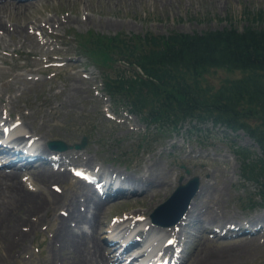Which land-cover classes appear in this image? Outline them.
Here are the masks:
<instances>
[{"label": "rangeland", "instance_id": "374dc122", "mask_svg": "<svg viewBox=\"0 0 264 264\" xmlns=\"http://www.w3.org/2000/svg\"><path fill=\"white\" fill-rule=\"evenodd\" d=\"M84 2L88 5L87 8ZM258 12L262 13V22H251L247 18L248 13L255 15ZM84 14L93 17V22L83 25L75 20L83 19ZM64 17L71 19V22L64 26H58L57 23L53 25L50 20ZM16 18L10 17L5 20L10 24L15 20L29 23L31 32L29 33L35 38L32 40L33 43L30 42L31 38H22L24 42L20 44L12 43L11 40L14 38L12 35L0 37V129L3 122L10 124L15 120H21L25 124L22 131L25 129L30 131L31 135L40 137L41 141L35 138L37 144L46 145V150L49 140L60 139L72 144L79 142L81 137L86 135L87 144L84 149L65 151L72 156L71 159L63 154L65 166L69 167L80 165L92 169L81 160L90 158L93 162L92 167L95 166L93 171L100 167L110 169L112 165L119 174L127 172L125 174L127 176L142 162L149 164L150 155L153 154L158 157L156 158L160 163L158 169L171 171L167 176L170 184L166 191L161 189L160 193L152 197L145 196L136 202L131 201V197L117 196L109 199L104 205L107 208L103 210L109 226L117 224V220L120 219H125L124 224L139 220L138 225L141 224L140 227L143 228L153 224L150 218L153 209L165 201L179 184L186 183L194 176L198 177L200 184L201 181L209 180L210 184L217 187L216 190H212L213 196L209 199V205L214 209L218 208L217 212H227L235 217H249L264 211V203L257 196L259 186L253 181L241 180V160L234 152V147H240L261 155L259 148L248 135L243 131L233 132L226 127L216 126L212 122L199 125L196 122L185 121L177 132L168 131L163 138L156 137L157 129H149L139 116L125 110L123 105L113 111L108 95L104 92L101 71L90 65L76 43L77 38L88 33L103 35L123 33L127 36L147 32L193 33L230 26L241 30L249 24L264 28V0H141L124 4L104 0L76 2L47 0L36 4L25 15ZM99 19L111 20L113 24L108 27L101 26L98 23ZM74 35H77V38ZM118 65L119 69L131 71L124 62H119ZM66 75L76 76V80L81 79L83 88L78 93L69 90V79ZM241 76L242 73L239 72L209 69L204 85L215 90L225 79ZM8 81L11 85L5 84ZM69 92L72 95H68ZM199 126L201 134L197 131ZM2 161L5 159L0 157V164ZM125 163L132 164V169L124 167ZM56 164L51 166L54 168ZM71 174L69 172L68 177L63 178L58 184L45 185L33 182L28 174H24L22 183L26 185L24 187L26 189L36 190L37 194L43 193L41 197H44L47 191L56 192L53 188L55 185L62 190L59 193L68 194L79 181ZM10 186L13 187L11 183ZM16 191L18 190L6 187L0 191V257L14 255L8 260H0V264H68L60 255V247L54 244L52 239L59 222L57 216L65 210L58 208L60 203L51 205V210L48 209L49 212L45 215L42 213L44 210H41L42 212H37V215L29 220L30 223L22 221L25 218L28 220L27 215L36 210H25L21 203L14 200L15 198L9 197L10 195L16 197L18 193ZM194 199L198 202L207 197H202L200 193ZM47 201L49 203L52 201L50 196L43 200L41 209L48 204ZM21 213L24 217L16 223H20V231L27 236L10 249L11 253L4 252L3 240H11L13 227L10 231L6 220H1V216L11 219ZM137 214L144 216L145 219L142 221L140 217L136 218ZM133 215V219L128 218ZM113 219L117 220L112 224ZM179 222L181 221L176 223V228L178 225L180 228L172 230L181 231V236L187 238L185 256L196 246L199 248L206 245V241H209V246L216 249H220L222 244L233 242L221 238L217 242L218 237H215V240H208L213 239L207 236L212 233L203 234L201 226L216 230L214 223L204 224L200 218L189 225H184L186 222L180 225ZM81 227L87 228L86 225ZM172 227L174 226L164 228ZM181 228L183 230H180ZM138 252L139 250H134L133 254ZM184 263L189 264V261L186 262L185 259ZM232 264H264V245L258 254H252L245 261L238 258Z\"/></svg>", "mask_w": 264, "mask_h": 264}, {"label": "bare ground", "instance_id": "6f19581e", "mask_svg": "<svg viewBox=\"0 0 264 264\" xmlns=\"http://www.w3.org/2000/svg\"><path fill=\"white\" fill-rule=\"evenodd\" d=\"M45 1L47 0H0V37L12 35L14 37L11 40L12 43L20 44L24 42L22 38H31L30 42L33 43L32 40L35 37L30 34L29 23L15 20L13 24H10L5 18L12 17L17 19L16 17L25 15L29 9L34 8L36 4ZM71 1L76 2L80 0ZM104 1L124 4L126 2L133 3V1L141 0ZM84 5L85 8L88 7L86 2H84ZM50 20L53 22V25L57 23L58 26H64L71 22L70 17ZM75 20L83 25H87L93 22L94 19L90 15L88 16L84 14L83 19L76 18ZM98 23L105 27L113 24L111 20L103 21L101 19H99ZM66 78L69 79V90H71L72 93L74 92L76 94L81 88H83L81 79L76 80V76L66 75ZM9 83L10 81L5 84L11 85ZM28 87L29 86H27V88ZM71 92H69L68 95H72ZM24 125L25 124L22 121V124L10 134V137L17 132L22 131L23 129H21V127H24ZM30 138L34 141L31 146L27 143ZM35 138H38V140L41 141L40 137L31 135V132L28 131L27 133L16 134L12 136L11 139L0 142V157H5V161L0 164V191L4 190L5 187L11 190H18L16 191L18 192L16 197L14 195L15 193L13 194L14 196L8 194L10 195L9 197L15 198L14 200L21 203L25 210H36L34 213H29V215H27L28 220L26 218L22 220L28 223H30L29 220L32 219L34 215H37V212L39 213L42 212L41 210H44L42 213L45 215L51 210V205L60 203L58 208L65 211L57 216L59 222L57 224L56 233L52 235V239L54 244H57L60 247L59 252L61 253L60 255L64 262H67L68 264H115V262H118V264H120L126 260L125 256L127 255L126 250L128 248L134 245L129 249L130 251L141 245V242L137 240V235L141 236L144 240L146 238L149 240L150 235L155 232L153 229L155 228L158 231L163 232L160 238L167 236L166 239H169L170 237H173L174 243L176 242L177 244H174L175 246L166 245L163 247L162 244L159 245L160 238L157 237L150 243V246L156 250V254L161 251L159 256L166 258L171 264L178 263L175 248L181 242V231L177 232L172 229L164 230L162 228L154 227L155 225H149L145 229H136L135 235L132 233L133 228L137 227L139 220H134V222L129 221V223L124 224L125 219H120L117 220V224L109 226L105 211H103L107 208L104 205L113 197H131L130 200L136 202L137 199H142L145 196L150 195L152 197V195L158 194L162 190L166 191L170 184L167 176L171 171L157 168V166L160 165V163L156 161L158 157H155L153 154L150 155V163L148 164L145 161L142 162L141 165H138L133 172L126 176L125 180L115 174L119 172H117L112 165L110 169L100 167L98 169L100 171L97 175L103 176V179L106 181V184L105 182L102 183L105 186L102 188L100 194L96 193L92 183L90 184L86 180H79L78 183L74 185V189L68 194L47 191V194L44 195V197H41L40 195L43 193L37 194L35 192L36 190L34 191L24 188L26 185L22 183L23 175L28 174L33 182H40L44 185L58 184L63 178H67L69 175V170L66 169L67 166H65L63 160V154L67 155L69 159H71L72 156L66 152H61L56 153L55 158L51 157L49 150H46V147L43 144H37L38 146L35 147V144L37 143ZM81 160L85 165L91 167V170L95 169V166L92 167L93 162L90 158H81ZM56 163L59 164L57 165ZM51 164L56 165H54L53 168ZM60 166H63V169H60ZM9 182L13 187L10 186ZM164 183L165 185H163ZM216 188L217 187L213 186V184H210L209 180L201 181L196 195L198 196L201 193V196H205L207 199L198 202L196 199L191 201L185 212V220L187 221L184 225H189V223L194 222L195 219L200 218L202 219V223L209 225H213L214 223L215 226L221 230V234L218 236L216 232L205 226H203V228L201 226V232L203 234L207 232L212 233V235L210 234L207 236L209 238L213 237V239L208 240H215L214 238L218 237V239L216 238L217 242L219 238H221V240L233 242L231 244H222L220 249H216L209 246V241H206V245L199 246V248L196 246L195 249L193 248L192 252L183 258L181 264H183L185 259L186 262L189 261V264H232L238 258H240V261H245L252 254H258L264 245V211L249 217H235V215L220 211L219 213L217 212V207V209H214L209 205V199L213 196L212 190H216ZM9 192L11 191L9 190ZM47 196H50L52 201L50 203L47 201L48 204L41 209L43 200H46ZM218 203L219 201H217V204ZM47 206L49 207L47 208ZM220 210L222 211L223 209ZM144 212L146 213V210H144ZM132 214H134V212ZM134 215L129 216L128 218L133 219ZM23 217L22 213L15 215L11 219L1 216V220H6L7 227L10 231L13 227L11 240H3L4 252L9 251V253H11L10 249H13L19 244L20 240L26 238L27 235L20 231V223H16ZM82 225H86L87 229H83L81 227ZM102 226H107L109 228L103 229ZM33 227L34 224H32L31 228ZM28 229L30 230V227H28ZM108 229H111V232L104 237V232L108 231ZM125 230L127 231V234ZM180 230H182V228ZM261 236L262 240H260ZM123 237L124 242L122 245H119V242L122 241L121 239ZM118 248L121 249L118 250ZM12 256L14 255L8 254L6 256H1L0 260H8ZM150 256L151 254L148 255V257ZM132 263L133 262L129 261V264Z\"/></svg>", "mask_w": 264, "mask_h": 264}, {"label": "trees", "instance_id": "16d2710c", "mask_svg": "<svg viewBox=\"0 0 264 264\" xmlns=\"http://www.w3.org/2000/svg\"><path fill=\"white\" fill-rule=\"evenodd\" d=\"M247 16L251 22L263 21L259 12ZM78 44L100 65L113 105L137 114L148 128L157 129L156 137L185 121L244 131L261 155L247 148L234 151L242 177L259 186L257 196L264 201V28L249 24L241 30L230 26L193 33H88ZM118 62L132 71L119 69ZM209 69L242 76L225 79L213 90L204 85Z\"/></svg>", "mask_w": 264, "mask_h": 264}, {"label": "water", "instance_id": "95a60500", "mask_svg": "<svg viewBox=\"0 0 264 264\" xmlns=\"http://www.w3.org/2000/svg\"><path fill=\"white\" fill-rule=\"evenodd\" d=\"M87 138L83 137L81 143L68 145L62 140L50 141L49 146L58 151H64L70 148L83 149L86 145ZM199 186V179L193 177L185 184H180L166 201L161 203L156 209L155 213H164L169 215L172 219L168 224H175L185 213L190 203V200L196 194ZM158 209V210H157Z\"/></svg>", "mask_w": 264, "mask_h": 264}]
</instances>
